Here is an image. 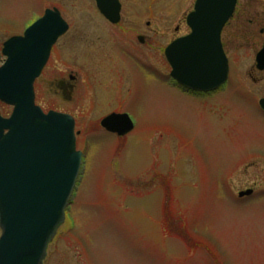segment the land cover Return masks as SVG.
I'll return each instance as SVG.
<instances>
[{"label": "rangeland", "instance_id": "374dc122", "mask_svg": "<svg viewBox=\"0 0 264 264\" xmlns=\"http://www.w3.org/2000/svg\"><path fill=\"white\" fill-rule=\"evenodd\" d=\"M121 1L128 37L155 35L161 61L129 49L107 96L100 89L110 72L90 71L89 45L112 37L92 0H0V48L56 8L81 34L82 78L103 82L102 101L92 104L85 89L75 111L82 173L43 264H264V81L246 77L260 40L233 21L223 32L225 86L207 98L187 95L172 83L163 50L189 33L195 0ZM253 5L264 11V0ZM111 113L128 114L134 131L118 139L101 130ZM248 189L254 194L237 200Z\"/></svg>", "mask_w": 264, "mask_h": 264}, {"label": "water", "instance_id": "95a60500", "mask_svg": "<svg viewBox=\"0 0 264 264\" xmlns=\"http://www.w3.org/2000/svg\"><path fill=\"white\" fill-rule=\"evenodd\" d=\"M95 1L109 22H119L117 0ZM236 1L196 0L194 11L186 18L191 33L165 50L171 77L179 85L196 92H210L225 83L228 61L220 36ZM32 29L56 34L49 41H35L32 46L41 49L33 50V60L23 61L15 57V48L27 43ZM32 29L26 31L24 38L8 40L2 50L7 60L0 68V101L18 110L0 125V264H42L48 244L64 222L81 167V153L75 150L73 120L61 114L43 115L33 106L31 92L50 47L67 27L57 10H48ZM21 62L33 67L16 71ZM256 63L258 69H264V46ZM24 95L29 98L28 111L20 105ZM259 105L264 110V99ZM101 127L120 137L133 129L126 115L114 114L102 120ZM4 130L8 131L6 135ZM249 194L241 193L239 197Z\"/></svg>", "mask_w": 264, "mask_h": 264}, {"label": "flooded vegetation", "instance_id": "af4514ba", "mask_svg": "<svg viewBox=\"0 0 264 264\" xmlns=\"http://www.w3.org/2000/svg\"><path fill=\"white\" fill-rule=\"evenodd\" d=\"M257 1L258 0H246V2L242 5L239 3V0H237L234 15L231 21L227 24V26L231 25V23L234 21L236 23V28L238 32H240L242 29L249 31L251 30L252 32L248 33V37H250L251 39L257 38L258 40H260V44L262 47L264 43V11L258 12L256 10L257 7L253 4H257ZM119 2L121 5V17L125 7L121 0H119ZM94 8L97 12L95 6ZM145 9L151 10L150 8ZM254 13L256 14L254 18L248 19L246 17L247 14ZM61 16L65 20L62 14ZM34 22L35 21L26 23V26L22 28L20 32L13 34L11 37H22L25 31L30 28L34 24ZM104 24L105 26H107V29H109L111 32L112 42L108 43L106 47L103 44V46L99 44L89 45V49L92 52L90 54V58L92 60L89 66L91 72H97V76H99V74H101L102 76L106 74V72H110L109 83L105 84L100 89L101 92L102 90L105 91L102 93H105L107 96H109V94L112 93V87L116 84L118 74L122 72L121 64L123 63V59L126 54H128L129 49L132 51L133 54L152 57L158 59V61H161L162 53L161 44L158 40L155 39V35L153 37L149 32H143L136 35V41L134 42L135 39L128 37L129 33L126 31L127 28H125L126 23L120 21L117 24H111L104 20ZM143 24L145 30H148L150 27V22H144ZM177 31H179L178 27L174 29V33H177ZM55 34L56 31L42 29L33 30L29 34V41H34L40 38H43L44 42L49 41V38ZM176 38L178 37H175L173 40H175ZM81 42L82 37L80 32L73 31L71 24L67 22L66 32L61 36H58L55 42L52 44L49 51L48 59L45 65L43 66L39 77L33 82L32 85L34 104L39 107L44 114L53 111L70 115L71 117H73L75 125L77 123V119L79 118L75 111L81 107L82 99L84 98L83 92H86L85 89L91 90V92L89 91L90 94L88 98L91 99L92 104L98 105L105 96L98 91V86L101 87L100 83L103 84L101 79H99L100 81L98 82V84H96L94 80L87 81L82 78V73L84 72L85 67L82 65L81 60L82 56L79 47ZM221 42L224 51L226 52V46L223 42V33L221 37ZM15 50L16 56L18 55L17 51H23L20 57L26 60L27 57L30 55L28 54L30 50H24L23 48L19 49L17 47L15 48ZM31 56H33V54H31ZM4 60L5 58L0 56V65L4 62ZM21 67L27 70V63L26 65H22ZM104 67L106 68V70L102 74L101 71L104 70ZM246 77L249 78L252 84L258 85L259 83H262L264 81V70H258L256 68V65L254 64L252 69L247 72ZM175 86L180 90L181 93L196 96L198 98H207L221 91L219 89L215 92L208 94H197L180 88L177 85ZM92 106L94 107V105ZM23 107H25L24 104ZM64 108H67V110H63ZM14 109V106H8L0 102V117L2 119L10 118L14 112Z\"/></svg>", "mask_w": 264, "mask_h": 264}]
</instances>
